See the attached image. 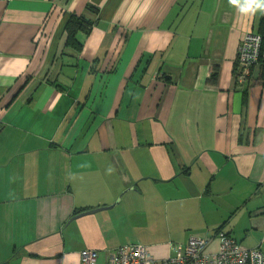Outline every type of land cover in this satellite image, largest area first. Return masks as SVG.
Here are the masks:
<instances>
[{
    "label": "crops",
    "instance_id": "0c3cea01",
    "mask_svg": "<svg viewBox=\"0 0 264 264\" xmlns=\"http://www.w3.org/2000/svg\"><path fill=\"white\" fill-rule=\"evenodd\" d=\"M243 4L0 0V264L215 251L217 229L264 254V59L237 62L264 15Z\"/></svg>",
    "mask_w": 264,
    "mask_h": 264
},
{
    "label": "built area",
    "instance_id": "2783aa9c",
    "mask_svg": "<svg viewBox=\"0 0 264 264\" xmlns=\"http://www.w3.org/2000/svg\"><path fill=\"white\" fill-rule=\"evenodd\" d=\"M261 59H264L262 36L256 31L246 32L237 51V62L243 73L247 75L249 68ZM214 237L218 242L215 251L209 250L211 238L190 237L181 255L162 259L154 257L146 245H122L111 253L108 264H264V254L259 247H245L222 229H218ZM96 257L97 253L92 250L81 254L83 264H92Z\"/></svg>",
    "mask_w": 264,
    "mask_h": 264
},
{
    "label": "trees",
    "instance_id": "16d2710c",
    "mask_svg": "<svg viewBox=\"0 0 264 264\" xmlns=\"http://www.w3.org/2000/svg\"><path fill=\"white\" fill-rule=\"evenodd\" d=\"M91 10L97 11V8L88 6ZM92 25L91 21L86 20L83 16H77L75 14L70 15L68 21L65 24V32L67 33L66 45L74 49H79L80 45L76 41V33L78 31H88ZM262 36V50L264 51V18L260 20L258 30L256 31ZM261 59L259 62H261ZM216 79V73L213 76V80ZM218 230V229H217ZM216 230V231H217Z\"/></svg>",
    "mask_w": 264,
    "mask_h": 264
},
{
    "label": "clouds",
    "instance_id": "9594fccd",
    "mask_svg": "<svg viewBox=\"0 0 264 264\" xmlns=\"http://www.w3.org/2000/svg\"><path fill=\"white\" fill-rule=\"evenodd\" d=\"M230 3L238 5L240 0H230ZM256 9H260L261 12H264V0H244V4L242 5L243 13H255Z\"/></svg>",
    "mask_w": 264,
    "mask_h": 264
},
{
    "label": "water",
    "instance_id": "95a60500",
    "mask_svg": "<svg viewBox=\"0 0 264 264\" xmlns=\"http://www.w3.org/2000/svg\"><path fill=\"white\" fill-rule=\"evenodd\" d=\"M99 209H102V208L90 209V210L85 211V212H82L81 214H78V215H76V216L83 215V214H87V213H92V212H95V211H97V210H99ZM76 216H75V217H76Z\"/></svg>",
    "mask_w": 264,
    "mask_h": 264
}]
</instances>
